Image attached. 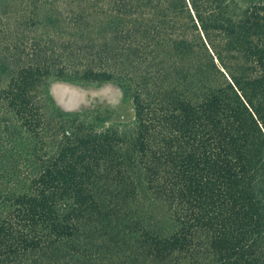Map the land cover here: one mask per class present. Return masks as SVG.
Instances as JSON below:
<instances>
[{
	"label": "trees",
	"instance_id": "1",
	"mask_svg": "<svg viewBox=\"0 0 264 264\" xmlns=\"http://www.w3.org/2000/svg\"><path fill=\"white\" fill-rule=\"evenodd\" d=\"M0 264H264V0H0Z\"/></svg>",
	"mask_w": 264,
	"mask_h": 264
},
{
	"label": "rangeland",
	"instance_id": "2",
	"mask_svg": "<svg viewBox=\"0 0 264 264\" xmlns=\"http://www.w3.org/2000/svg\"><path fill=\"white\" fill-rule=\"evenodd\" d=\"M251 0H235L243 8ZM50 92L56 105L67 111H78L91 108H107L112 110V119H126L132 114L128 102H122L121 91L112 84L99 87L80 86L65 82L53 81L50 83ZM123 116V117H121Z\"/></svg>",
	"mask_w": 264,
	"mask_h": 264
},
{
	"label": "crops",
	"instance_id": "3",
	"mask_svg": "<svg viewBox=\"0 0 264 264\" xmlns=\"http://www.w3.org/2000/svg\"><path fill=\"white\" fill-rule=\"evenodd\" d=\"M49 87H50V85H49ZM50 90V89H49ZM50 94H51V92H50ZM121 117H123V116H121Z\"/></svg>",
	"mask_w": 264,
	"mask_h": 264
},
{
	"label": "water",
	"instance_id": "4",
	"mask_svg": "<svg viewBox=\"0 0 264 264\" xmlns=\"http://www.w3.org/2000/svg\"><path fill=\"white\" fill-rule=\"evenodd\" d=\"M49 92H50V90H49Z\"/></svg>",
	"mask_w": 264,
	"mask_h": 264
}]
</instances>
